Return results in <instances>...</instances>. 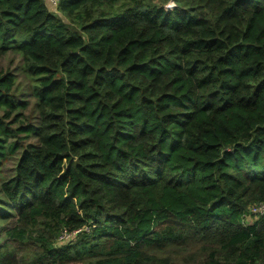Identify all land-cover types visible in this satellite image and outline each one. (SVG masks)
<instances>
[{
  "label": "trees",
  "instance_id": "trees-1",
  "mask_svg": "<svg viewBox=\"0 0 264 264\" xmlns=\"http://www.w3.org/2000/svg\"><path fill=\"white\" fill-rule=\"evenodd\" d=\"M0 48L40 115L0 73L22 264H264V0H0Z\"/></svg>",
  "mask_w": 264,
  "mask_h": 264
},
{
  "label": "rangeland",
  "instance_id": "rangeland-1",
  "mask_svg": "<svg viewBox=\"0 0 264 264\" xmlns=\"http://www.w3.org/2000/svg\"><path fill=\"white\" fill-rule=\"evenodd\" d=\"M0 73H11L15 78V98L19 103L26 104L25 108L19 109L16 115H20L18 117L15 126L21 127L26 126L28 123L33 126L39 125L40 115L37 108V98L34 95V83L26 70V66L23 60V57L14 49H9L6 51H2L0 48ZM4 110H0V117H3ZM25 136V140L20 143L21 149L12 157L4 163L3 166L0 167V189H1V181L5 178H11L15 174V168L18 163V159L20 157L21 151L24 145L28 144H37L38 139L35 134L25 133L22 134ZM14 142L16 140H13ZM7 201L2 196L0 191V209L1 211L11 213V216L14 212L7 210ZM8 219V218H7ZM15 223V219L11 218L10 221H5V219H0V251L6 243H9L13 249L14 253H16V264H22L23 258H28L29 250H26V247L22 246L20 243L11 242L10 238L6 234V230L13 226ZM76 240V237L73 238ZM67 240L68 242L73 241ZM67 242V243H68Z\"/></svg>",
  "mask_w": 264,
  "mask_h": 264
},
{
  "label": "built area",
  "instance_id": "built-area-1",
  "mask_svg": "<svg viewBox=\"0 0 264 264\" xmlns=\"http://www.w3.org/2000/svg\"><path fill=\"white\" fill-rule=\"evenodd\" d=\"M64 0H47V2L49 3V5H51L52 7H54V8H58L61 4H62V2H63ZM76 235V234H75ZM75 235L74 236H68L67 238H66V240H64V241H62L60 244L62 245V244H66L68 241L67 240H71V239H73L74 237H75Z\"/></svg>",
  "mask_w": 264,
  "mask_h": 264
}]
</instances>
